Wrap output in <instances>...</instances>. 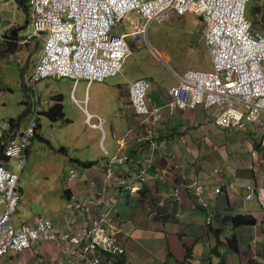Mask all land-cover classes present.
<instances>
[{"label":"crops","instance_id":"obj_1","mask_svg":"<svg viewBox=\"0 0 264 264\" xmlns=\"http://www.w3.org/2000/svg\"><path fill=\"white\" fill-rule=\"evenodd\" d=\"M26 5L22 0H0V57L22 55L27 59V64L32 63L33 70L43 46L38 51L40 39L30 36L32 32L26 34L22 31L24 25L21 15L17 18L18 11L22 8L27 17L28 14L32 16L29 3ZM10 8L12 15L8 16ZM199 20L205 26L200 17ZM7 34L16 39L6 38ZM13 44L15 50L5 52L4 49ZM205 49L212 68L206 46ZM157 55L161 56V53L157 51ZM55 79L66 86V91L59 89L61 93L54 95L52 106L61 98L65 113L62 118L66 122H74L73 118L79 117L96 131L93 135L98 139V155L95 159L71 157L83 165L84 171L70 182L67 180V170L64 175L66 184L62 186L65 202L52 216L43 213L54 221L58 231L85 230L93 218L107 212L112 205V223L117 231L118 242L125 249V254L121 256L123 264H264V207L258 200L246 197L248 185H264V141L259 122L255 124V121H247L243 127L236 124L230 128L221 127L215 123L214 108L198 105L179 109L174 114H166L163 119L150 123L136 116L129 103L131 82L127 87L118 85L116 90L114 81L107 82V79L92 82L89 86L85 79L77 83L70 77ZM178 82L175 79L165 89L155 88L152 82L149 90L151 101L158 106H165L168 90ZM112 92H119L117 103L114 104L123 107V121L118 126V118H105L110 133L105 134L103 144L112 155H129L121 166L123 171L132 173L138 168H145L148 180L139 193L121 192L116 184L105 180L104 162L108 156L101 147L103 134L86 123L83 108L72 97L73 94L81 105L86 98L87 108L101 114L97 110V102L104 99L106 103L109 102ZM65 98L81 111L78 116L65 112ZM14 120L18 129L24 130L29 125L24 126L19 119ZM40 126L38 118L37 136ZM44 139L52 144L50 139ZM121 140L123 146L119 144ZM159 140H163V144L153 148L151 142ZM33 141L29 144L28 152ZM62 151L68 152V149L63 147ZM150 151L151 164L146 160ZM175 163L180 167L176 168ZM214 168L219 171L214 172ZM165 169L167 172L163 173ZM154 171L160 172L159 178L152 177ZM189 181L219 184L223 192L206 191L204 196L208 206L205 207L187 189L183 188L176 194L175 188ZM85 198L96 199L91 213L80 208ZM41 214L33 216L30 213L19 219L14 218L13 222L15 225L35 223ZM235 214H251L256 217L257 223L233 224L230 216ZM59 253L60 246L56 241H44L39 246L32 244L23 251L6 253L0 257V264H43ZM110 261L103 260V264H113Z\"/></svg>","mask_w":264,"mask_h":264},{"label":"built area","instance_id":"obj_2","mask_svg":"<svg viewBox=\"0 0 264 264\" xmlns=\"http://www.w3.org/2000/svg\"><path fill=\"white\" fill-rule=\"evenodd\" d=\"M248 2L250 0H29L33 18L30 36L43 41L30 82L35 86L48 77H70L74 83L85 79L88 86L95 81L102 82L121 71L125 58L132 52V42L138 45L149 42L147 34L154 22L193 13L206 23L204 43L212 68L173 71L179 82L168 90V100L163 107L151 101V78L131 81L129 103L135 115L152 123L179 109L202 105L216 110L215 123L221 127L230 128L234 124L243 127L247 121L259 122L264 141L261 117L264 114V31L253 28L246 14ZM124 21L128 22V31L119 29ZM72 97L83 108L87 124L103 134L101 147L108 156L104 162L105 180L124 192L138 193L148 180L145 168L132 173L123 171L121 166L129 155H112L104 146L105 117L91 112L86 98L81 105L73 94ZM35 126V118L26 129L20 130L10 119L0 117L3 155L14 160L18 169L26 163V150L35 135ZM148 134L151 136L152 132L149 130ZM151 143L153 148H158L163 140ZM119 144L123 146V140ZM151 156L150 151L146 157L150 164ZM175 167L180 165L175 163ZM218 171L214 168V172ZM159 176V171L153 172L154 179ZM77 177L78 172L70 169L67 180L71 182ZM183 188L205 207L208 206L206 191L223 192L219 184L189 181L176 187V194ZM247 189L246 197L258 200L264 207V185H248ZM19 198V173L0 163V257L11 251H23L32 244L39 246L44 241H56L60 245V253L44 264H103L109 254L124 253L112 223V205L94 218L87 229L58 232L53 220L44 215L38 216L35 224L14 225L12 216ZM94 205L92 198L81 202L82 209L88 213Z\"/></svg>","mask_w":264,"mask_h":264},{"label":"rangeland","instance_id":"obj_3","mask_svg":"<svg viewBox=\"0 0 264 264\" xmlns=\"http://www.w3.org/2000/svg\"><path fill=\"white\" fill-rule=\"evenodd\" d=\"M256 4L261 6V12L257 16L260 18L264 14V0H250L246 9L248 17L254 16ZM7 15H12L11 8ZM19 16L22 17L24 25L22 31L26 34L32 32V16L28 14L27 17L22 8L18 11L17 18ZM127 26L128 22L124 21L119 29L128 31ZM204 27L199 17L192 13L166 22H154L147 34L150 44L147 41L140 45L132 42V52L125 58L121 71L106 81H114L117 90L118 85L127 87L131 81L139 77H152L155 88L165 89L168 83L175 79L178 81L173 71L183 73L189 68L210 69L211 62L203 40ZM150 45L160 52L161 56L155 54ZM42 46L43 41L40 40L38 51ZM23 57L22 55L0 57V116L6 119L12 117L19 119L27 126L31 116L36 115L41 123L39 127L41 137L38 135L34 138L25 166L20 172V200L13 219L30 213L33 216L41 213L52 216L66 199L62 186L66 184L64 175L67 170L73 168L79 174L84 171L83 165L71 157L95 159L98 155L96 149L98 139L93 135L96 131L90 129L83 120L77 117L73 118L74 122H66L64 118L53 121L45 114L55 102L54 95L61 93L59 89L66 91V86H62L60 80L51 77L36 82L35 86L32 85L29 79L32 63L27 64V59ZM102 86L107 87L106 84ZM118 93H110L107 103L105 99L98 101L97 110L101 114L104 113L102 115L105 118H118L117 125L120 126L123 121L121 115L123 107L114 104L117 103ZM63 102L65 112L79 115L78 112L81 111L74 104L71 105L67 98L63 99ZM261 117L264 119V114ZM107 132L110 133V129L108 123H105V134ZM44 137L50 139L52 144L50 145ZM63 147L67 148L68 152L62 151ZM10 167L17 171L14 161L10 163Z\"/></svg>","mask_w":264,"mask_h":264},{"label":"trees","instance_id":"obj_4","mask_svg":"<svg viewBox=\"0 0 264 264\" xmlns=\"http://www.w3.org/2000/svg\"><path fill=\"white\" fill-rule=\"evenodd\" d=\"M22 2L26 5L28 0H22ZM253 12H254V16L250 18L252 21L253 28L254 29H261L262 31H264V23L261 24L262 22H264V14L261 15L260 18L257 16L261 12L260 4L255 5ZM258 25H260V26H258ZM14 32L15 31L13 30V33ZM6 38L16 39V38H13V36L8 35V34H7ZM14 44H13V46H7V48H9V49L5 48L4 49L5 52L14 51L15 50ZM0 48H1V43H0ZM47 114L51 119L62 118L65 115L64 109H63V104L61 102V98H59L58 103H56L54 106L50 107V109L47 111ZM12 119L14 120V118H12ZM1 151H2V145L0 144V153H1ZM230 220L232 221L233 224H236V225L237 224L238 225H240V224L253 225V224L257 223L256 217L251 215V214H235V215L230 216ZM118 264H123L122 258L119 259Z\"/></svg>","mask_w":264,"mask_h":264},{"label":"clouds","instance_id":"obj_5","mask_svg":"<svg viewBox=\"0 0 264 264\" xmlns=\"http://www.w3.org/2000/svg\"><path fill=\"white\" fill-rule=\"evenodd\" d=\"M28 3H29V0H28ZM29 6H30V4H29ZM193 14V13H192ZM183 16V15H182ZM200 17V16H199ZM201 18V17H200ZM202 19V18H201ZM204 23H205V21H204ZM205 28H206V23H205ZM204 31H205V29H204ZM3 38L5 37V36H3V35H1ZM203 36H204V32H203ZM203 40H204V37H203ZM205 44V43H204ZM207 48V47H206ZM156 50V49H155ZM155 54H157V51H156V53ZM49 78V77H48ZM105 81V80H104ZM38 112V111H37ZM1 117V116H0ZM4 118V117H3ZM33 118H35V121H36V126H35V135L32 137V139H31V142H32V140H34V138L37 136V126H38V120H37V118L38 117H36V115H34L33 117H32V119ZM31 119V120H32ZM11 121H12V123H13V125L17 128V126L15 125V120H13V119H10ZM31 120H30V122H31ZM30 122H29V124H30ZM87 123V122H86ZM28 127V126H27ZM26 127V128H27ZM25 128V129H26ZM95 128V127H94ZM21 130V129H20ZM30 142V143H31ZM0 144L2 145V151H1V153H0V163H4L5 165H7L9 168H11L10 167V164L8 163V161H10V163L12 162V161H14V160H9L7 157H5L4 155H3V144L1 143V140H0ZM28 147H29V145H28ZM28 147H27V150H28ZM26 150V160H27V153H28V151ZM15 162V161H14ZM25 166V165H24ZM15 168H16V163H15ZM24 168V167H23ZM23 168L22 169H18L17 168V171L18 170H20L19 171V188H20V172H21V170H23ZM12 169V168H11ZM13 170V169H12ZM15 171V170H14ZM16 171V172H17ZM18 173V172H17ZM74 181V180H73ZM121 192H124V191H122L121 190ZM139 193V192H138ZM19 195H20V189H19ZM93 199V198H92ZM19 200H20V198H19ZM95 202H96V199H95ZM19 204V203H18ZM80 208L82 209V207H81V204H80ZM17 209H18V206H17V208H16V211H17ZM83 210V209H82ZM15 211V212H16ZM83 211H85V210H83ZM14 212V213H15ZM86 212V211H85ZM88 213V212H87ZM89 213H91V212H89ZM14 215V214H13ZM41 215H43V214H41ZM40 216V215H39ZM45 216V215H44ZM46 217H48V216H46ZM50 218V217H49ZM94 219V218H93ZM92 219V220H93ZM12 221H13V216H12ZM37 221V220H36ZM54 222V221H53ZM14 223V222H13ZM28 223H31V224H35V223H32V222H28ZM23 224H25V223H23ZM15 225V224H14ZM21 225V224H20ZM54 225H55V223H54ZM55 229H56V227H55ZM57 230V229H56ZM58 231V230H57ZM58 232H65V231H58ZM67 232H69V231H67ZM32 246V245H31ZM60 246V245H59ZM29 248V247H28ZM27 249V248H26ZM11 252H14V251H11ZM9 253V252H8ZM125 254V249H124V253H122V254H115V255H113V254H109L108 255V258L106 259V258H104V260H106V262L108 261V263H109V261H110V259H112V261H110L111 263H113V264H118V261H119V259L120 258H122L121 256H123ZM5 255V254H4ZM2 257V256H1ZM52 259V258H51ZM47 261H50V260H47ZM44 262H46V261H44ZM44 264V263H43Z\"/></svg>","mask_w":264,"mask_h":264}]
</instances>
